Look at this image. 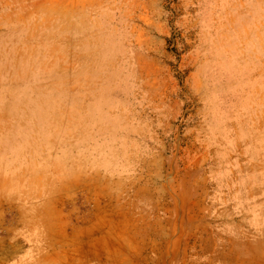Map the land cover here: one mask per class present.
Returning <instances> with one entry per match:
<instances>
[{"label":"rangeland","instance_id":"1","mask_svg":"<svg viewBox=\"0 0 264 264\" xmlns=\"http://www.w3.org/2000/svg\"><path fill=\"white\" fill-rule=\"evenodd\" d=\"M0 264H264V0H0Z\"/></svg>","mask_w":264,"mask_h":264}]
</instances>
